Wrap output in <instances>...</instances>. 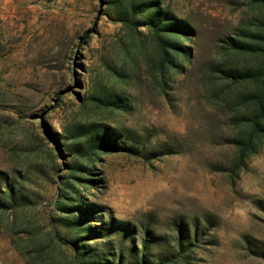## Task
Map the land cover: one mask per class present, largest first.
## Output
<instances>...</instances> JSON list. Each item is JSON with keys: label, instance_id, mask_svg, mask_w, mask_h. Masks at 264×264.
Instances as JSON below:
<instances>
[{"label": "rangeland", "instance_id": "374dc122", "mask_svg": "<svg viewBox=\"0 0 264 264\" xmlns=\"http://www.w3.org/2000/svg\"><path fill=\"white\" fill-rule=\"evenodd\" d=\"M250 1L159 0L192 29L190 57L166 61L156 33L121 21L131 0H0V200L11 187L19 204L0 209V264H264V144L235 173L253 86L219 78L258 65L224 49L259 24ZM114 93L117 114L94 100ZM106 127L116 150L72 146ZM68 181L103 236L82 255L88 234L57 202Z\"/></svg>", "mask_w": 264, "mask_h": 264}, {"label": "trees", "instance_id": "16d2710c", "mask_svg": "<svg viewBox=\"0 0 264 264\" xmlns=\"http://www.w3.org/2000/svg\"><path fill=\"white\" fill-rule=\"evenodd\" d=\"M249 3L256 6L258 4L261 8V19L259 24H255L256 28L246 29L242 32V36L239 38H230L224 49L235 53L237 57H253L257 59L258 65L248 66L243 65L239 68H230L227 70H219V78L226 80L228 86L238 85L242 83H249L253 86L251 91L240 95L241 98L246 99L247 108L242 114L235 116L234 120L237 122L239 132L234 139V144L240 151L238 166L235 173H239L244 167L247 160L256 155L264 144V0H251ZM125 18H121V21L125 22L133 30H137L140 26H145L157 34L159 45L163 49L164 59L169 60V57L174 53L182 54L184 57H190V48L185 46L181 38L189 39L192 35L191 27L175 16L171 11L162 9L159 0H131L128 10H125L122 14ZM257 19V18H256ZM176 37L179 40L174 39ZM171 62H174L171 60ZM218 78V79H219ZM107 98V99H105ZM94 100L108 108V110L114 114L125 111L127 104L124 98L118 93H114L111 96H95ZM83 130L77 128V131ZM75 131V130H74ZM69 131H66L68 134ZM73 147L78 153L96 156L101 152H110L118 148L117 142L112 134L110 128H101L96 130L94 135L87 140H83L78 134H74ZM91 163V162H90ZM72 170L82 172H89L92 170L91 164L87 162L82 163L77 160L72 166ZM75 180L86 182L85 187L89 185L95 186L101 180L89 179L83 176L73 175ZM77 185L74 181H68L66 188L62 189L59 195L60 199L57 201L58 207L61 211L75 215L79 222V226L82 227L84 233L88 236L84 238L79 236L72 241L73 246L79 254L86 253V249L89 248L87 244H83L85 241L97 239L95 236L103 237L101 230L96 229L87 220V215L96 212L91 206H87L81 197H78ZM14 189L9 188L8 198L5 201L0 200V209L3 207H17L19 204L17 198L14 195ZM80 195V194H79ZM78 213L79 215L76 216ZM100 234V235H99ZM95 235V236H94ZM89 237V238H88ZM196 237L194 241H196ZM88 238V239H87ZM185 243H191V238L188 236L185 239H181L178 245V252L183 250ZM146 245V243H145ZM180 254V253H179ZM181 256V255H180ZM122 264V261H119ZM137 264H150L145 256H143ZM161 264V263H160Z\"/></svg>", "mask_w": 264, "mask_h": 264}]
</instances>
